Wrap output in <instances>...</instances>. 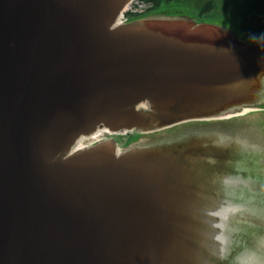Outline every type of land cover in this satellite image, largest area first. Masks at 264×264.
I'll list each match as a JSON object with an SVG mask.
<instances>
[{"label": "water", "instance_id": "water-1", "mask_svg": "<svg viewBox=\"0 0 264 264\" xmlns=\"http://www.w3.org/2000/svg\"><path fill=\"white\" fill-rule=\"evenodd\" d=\"M125 1L0 0V264H229L232 246L204 240L264 226H217L242 192L218 190L227 168L207 160L238 166L236 138L264 163V115L222 122L264 99V39L172 17L112 27ZM148 122L147 145L66 155L96 126Z\"/></svg>", "mask_w": 264, "mask_h": 264}, {"label": "flooded vegetation", "instance_id": "flooded-vegetation-1", "mask_svg": "<svg viewBox=\"0 0 264 264\" xmlns=\"http://www.w3.org/2000/svg\"><path fill=\"white\" fill-rule=\"evenodd\" d=\"M252 103L258 104L260 102ZM239 120L241 119L236 118L226 122L232 123V127H235V124ZM239 142L240 141L236 138L234 139V142H229V144H237L241 146L240 150L237 151L235 147H233L235 156L238 160V166L227 170L226 175H228L229 180L223 182L219 181L220 187L218 190L223 187V191L226 189H234L235 194L236 190L242 192V195L238 198L241 200V202L233 209H229L226 205L221 207V211L218 213V216L220 217L219 220L222 223L217 225L220 228L224 226H235L240 219L235 218L232 220L229 218L238 217L239 215H244L243 217L245 218V214L248 216L254 215L258 223H264V221H260L257 218L258 214L264 212V191L255 190L251 186V184L254 183L261 184L263 187L262 183L264 182V163H262L259 158L253 160L249 157L251 154L248 152L254 150L253 146ZM228 155L229 153L227 152H225V154L219 153L218 157L221 159L220 161H226V157ZM238 156L240 157L238 158ZM220 161L216 163H219ZM251 162L255 163L254 168H260L262 170L257 171L256 173L253 172L252 175ZM247 205L249 206L247 207ZM225 209L228 210L226 216L224 215ZM237 212L240 213L237 214ZM201 230L203 232H208L205 231V228H202ZM238 232H240L238 239L234 240L233 242H229L225 236H221L220 233H222V231L218 229V231L215 233V238L217 240L208 243L205 242L204 244H207L211 250L221 252L225 256L230 255V247L232 246L235 250L234 256L236 257V260L230 261L229 264H252V262H255V264H264V226L260 224H251L246 229H239ZM251 242L254 243V246L251 244ZM206 247L207 246H204V248ZM244 247H246V250H244ZM214 260H216L215 264H220L217 259Z\"/></svg>", "mask_w": 264, "mask_h": 264}, {"label": "rangeland", "instance_id": "rangeland-1", "mask_svg": "<svg viewBox=\"0 0 264 264\" xmlns=\"http://www.w3.org/2000/svg\"><path fill=\"white\" fill-rule=\"evenodd\" d=\"M157 2L159 4V7L157 9L162 10L163 8H167V15L172 16V19L188 21L183 22L185 28L190 25L189 22L191 21H194L195 24L196 22H200V20L204 19L208 21V23H210L211 27H218L223 29L221 30L223 32L217 30V33H219V35L223 36L226 39H232L231 35L233 33H235L237 35V38H239L240 40L246 39L241 26L243 22L244 12L245 10H247L246 8L248 4L251 3V0H157ZM161 16L162 15L138 17L137 19H135V21L141 22L149 20V22H152L156 21ZM201 23V25H203V22ZM189 28L191 27L189 26ZM228 32L231 34H228ZM261 39H264V28L262 29L258 38L246 40L248 43H255L260 41ZM257 101H262L256 104L258 106L257 109H253L248 113L239 115L238 117L264 115V99ZM235 107L239 108L240 104L237 103L227 105V108H233L230 110L236 109ZM137 126V124L129 126L128 129H130V133L138 131ZM123 130L125 131V129ZM124 131H121V133L124 134ZM156 131L157 129H154L153 131L146 130V132L143 133L144 136L142 137L140 142H135V144H139L140 146L147 145L151 137H154V132ZM120 137H124V135H120ZM123 145L125 146V143Z\"/></svg>", "mask_w": 264, "mask_h": 264}, {"label": "bare ground", "instance_id": "bare-ground-1", "mask_svg": "<svg viewBox=\"0 0 264 264\" xmlns=\"http://www.w3.org/2000/svg\"><path fill=\"white\" fill-rule=\"evenodd\" d=\"M252 102H262V101H250V102L238 103V104H240V107L239 108L235 107L236 109H234V110H230L233 108H227V117H237L239 115L248 113L249 111H251L253 109H257L258 106L256 104H253ZM134 124H137V125L141 124V126L143 125L144 128L145 127L149 128V130L156 129L154 122L140 123V124L134 123ZM134 124L123 125V126L115 127V128L110 127V126H96L93 129V131H91L88 134H84V135L80 136L72 144H70L66 155L71 154L75 151L84 149V148H88L91 146V144H94V143L99 142V141L104 140V139H106L107 141H115L117 146H120L126 142V139L129 136L132 135V133H130L131 132L130 129H128V128H129V126L134 125ZM123 129H125V131ZM121 131H124V134H122ZM109 135H111V136H109ZM120 135H124V137H120ZM117 153L119 154L120 151H117Z\"/></svg>", "mask_w": 264, "mask_h": 264}, {"label": "trees", "instance_id": "trees-1", "mask_svg": "<svg viewBox=\"0 0 264 264\" xmlns=\"http://www.w3.org/2000/svg\"><path fill=\"white\" fill-rule=\"evenodd\" d=\"M158 7L159 4L155 0V13H159ZM246 9L241 29L247 39H256L264 28V0H251V3L248 4ZM137 137H139L137 134L129 136L125 144H129L132 140L137 139Z\"/></svg>", "mask_w": 264, "mask_h": 264}, {"label": "built area", "instance_id": "built-area-1", "mask_svg": "<svg viewBox=\"0 0 264 264\" xmlns=\"http://www.w3.org/2000/svg\"><path fill=\"white\" fill-rule=\"evenodd\" d=\"M147 6L148 4L145 2H142L140 0H132L130 3L127 4L125 9L129 11H142ZM121 20H124V16H122Z\"/></svg>", "mask_w": 264, "mask_h": 264}, {"label": "clouds", "instance_id": "clouds-1", "mask_svg": "<svg viewBox=\"0 0 264 264\" xmlns=\"http://www.w3.org/2000/svg\"><path fill=\"white\" fill-rule=\"evenodd\" d=\"M254 38V37H253ZM252 264H255V262H252Z\"/></svg>", "mask_w": 264, "mask_h": 264}]
</instances>
